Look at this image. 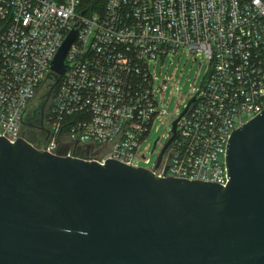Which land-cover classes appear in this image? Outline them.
<instances>
[{
	"label": "built area",
	"instance_id": "2783aa9c",
	"mask_svg": "<svg viewBox=\"0 0 264 264\" xmlns=\"http://www.w3.org/2000/svg\"><path fill=\"white\" fill-rule=\"evenodd\" d=\"M80 5L0 0V136L51 154L69 145L68 156L102 164H149L139 147L168 115L157 96L167 85L156 88L152 69L187 48L210 62V73L175 133L183 111L172 122L160 165L157 158L145 168L158 177L226 186L228 141L264 109V0H108L92 14ZM73 29L69 70L57 82L47 79ZM53 84L35 127L29 111H41V104L33 101ZM37 129L42 139L31 140L27 133Z\"/></svg>",
	"mask_w": 264,
	"mask_h": 264
},
{
	"label": "water",
	"instance_id": "95a60500",
	"mask_svg": "<svg viewBox=\"0 0 264 264\" xmlns=\"http://www.w3.org/2000/svg\"><path fill=\"white\" fill-rule=\"evenodd\" d=\"M76 36L47 79L69 70ZM68 151L0 136V264H264V109L228 141L226 186Z\"/></svg>",
	"mask_w": 264,
	"mask_h": 264
},
{
	"label": "rangeland",
	"instance_id": "374dc122",
	"mask_svg": "<svg viewBox=\"0 0 264 264\" xmlns=\"http://www.w3.org/2000/svg\"><path fill=\"white\" fill-rule=\"evenodd\" d=\"M210 70L211 64L207 59L187 48L180 49L174 57L167 58L163 63L158 62L156 68L152 69L157 75L156 88L164 84L167 85V89L162 94L158 91L157 96L163 100L168 115L154 122L151 133L140 145L139 154H145L151 162L146 164L141 161L139 166L149 168L157 160L169 137L172 122L178 117V113L184 111L183 109L190 99L203 87ZM164 79L167 80L166 83H164ZM41 93L43 94V92ZM35 132L39 133V130L37 129ZM41 137L42 135L37 140L40 141ZM158 139L159 142L156 145L155 142Z\"/></svg>",
	"mask_w": 264,
	"mask_h": 264
},
{
	"label": "flooded vegetation",
	"instance_id": "af4514ba",
	"mask_svg": "<svg viewBox=\"0 0 264 264\" xmlns=\"http://www.w3.org/2000/svg\"><path fill=\"white\" fill-rule=\"evenodd\" d=\"M50 97V96H49ZM49 99L50 98H48L47 100H46V102H45V105H44V108L42 109L41 108V111H39V109L38 108H34V109H32V110H30L29 111V113L31 114V118L33 119V126H35V127H39L40 126V120L38 119V117H39V113H40V115H41V113H43V112H45L46 111V109H47V106H48V103H49ZM44 101H45V98H44V95L41 93V92H39L37 95H36V98H35V100L33 101V103H40V104H42V103H44ZM27 136L31 139V140H37V138H38V136L36 135V133L35 132H28L27 133Z\"/></svg>",
	"mask_w": 264,
	"mask_h": 264
},
{
	"label": "trees",
	"instance_id": "16d2710c",
	"mask_svg": "<svg viewBox=\"0 0 264 264\" xmlns=\"http://www.w3.org/2000/svg\"><path fill=\"white\" fill-rule=\"evenodd\" d=\"M108 0H81L80 8L87 14L102 13Z\"/></svg>",
	"mask_w": 264,
	"mask_h": 264
}]
</instances>
